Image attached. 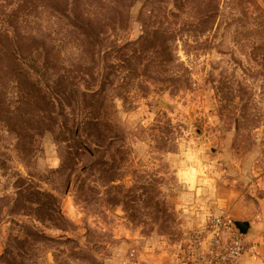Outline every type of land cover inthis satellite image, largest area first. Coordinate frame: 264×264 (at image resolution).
<instances>
[{
    "label": "rangeland",
    "instance_id": "1",
    "mask_svg": "<svg viewBox=\"0 0 264 264\" xmlns=\"http://www.w3.org/2000/svg\"><path fill=\"white\" fill-rule=\"evenodd\" d=\"M139 11L92 34L46 9L32 21L66 68V111L27 149L0 121V264L264 259V14L220 0L213 18L202 0L160 26ZM220 216L244 247L228 262Z\"/></svg>",
    "mask_w": 264,
    "mask_h": 264
},
{
    "label": "trees",
    "instance_id": "2",
    "mask_svg": "<svg viewBox=\"0 0 264 264\" xmlns=\"http://www.w3.org/2000/svg\"><path fill=\"white\" fill-rule=\"evenodd\" d=\"M168 1L174 8L164 4ZM201 1L0 0V121L18 136L23 149H27L28 136L34 139L36 135L53 133L54 128L62 127L63 121L60 123L59 117H64L62 112L66 111V68L52 63V49L30 32V25L39 18V11L46 9L59 14L74 26H86H76L82 33L92 34V22L129 23L132 10L137 5H140L137 22L163 26L171 18H178L182 7ZM230 1L235 2L242 16H246L254 6L264 14L256 0ZM210 2L214 11L212 17L215 18L220 0ZM262 18L257 25L264 30V15ZM143 32L144 35L149 34L148 31ZM102 33L103 30L95 32L97 35ZM162 33L170 36V40L177 34L169 28ZM146 38L143 37L144 40ZM161 45L167 56L173 54L169 44L163 42ZM169 57L165 63L172 62Z\"/></svg>",
    "mask_w": 264,
    "mask_h": 264
},
{
    "label": "built area",
    "instance_id": "3",
    "mask_svg": "<svg viewBox=\"0 0 264 264\" xmlns=\"http://www.w3.org/2000/svg\"><path fill=\"white\" fill-rule=\"evenodd\" d=\"M213 226L216 228H222L233 234L234 224L233 222L226 217H216L213 221ZM224 252L221 253V258L224 262H228L230 258H237L244 251L243 244L238 235L232 236L229 244L224 248Z\"/></svg>",
    "mask_w": 264,
    "mask_h": 264
},
{
    "label": "water",
    "instance_id": "4",
    "mask_svg": "<svg viewBox=\"0 0 264 264\" xmlns=\"http://www.w3.org/2000/svg\"><path fill=\"white\" fill-rule=\"evenodd\" d=\"M158 102L164 106V107H168V105L162 100V99H158ZM235 226L240 230V232L242 234H246L248 229H249V224L247 222H236Z\"/></svg>",
    "mask_w": 264,
    "mask_h": 264
},
{
    "label": "crops",
    "instance_id": "5",
    "mask_svg": "<svg viewBox=\"0 0 264 264\" xmlns=\"http://www.w3.org/2000/svg\"><path fill=\"white\" fill-rule=\"evenodd\" d=\"M229 216V215H228ZM249 231H251V227H249ZM238 264H264V259L263 260H256V259H250L249 256H244L241 262Z\"/></svg>",
    "mask_w": 264,
    "mask_h": 264
}]
</instances>
